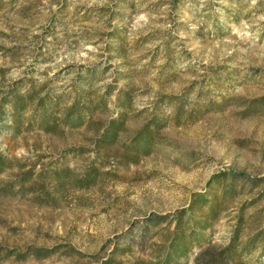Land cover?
Wrapping results in <instances>:
<instances>
[{
  "label": "rangeland",
  "instance_id": "1",
  "mask_svg": "<svg viewBox=\"0 0 264 264\" xmlns=\"http://www.w3.org/2000/svg\"><path fill=\"white\" fill-rule=\"evenodd\" d=\"M0 156V264H264V0H0Z\"/></svg>",
  "mask_w": 264,
  "mask_h": 264
},
{
  "label": "trees",
  "instance_id": "2",
  "mask_svg": "<svg viewBox=\"0 0 264 264\" xmlns=\"http://www.w3.org/2000/svg\"><path fill=\"white\" fill-rule=\"evenodd\" d=\"M5 161L6 160L0 156V175L7 169ZM18 179V194L22 192L24 182L27 179H33L31 187H35L34 185L36 183L31 170H26L24 172L20 170ZM14 189V187L7 188L4 186L1 188L5 193L13 191ZM194 199H199V197L196 196ZM198 201L200 203V207L198 208L199 215L196 216L195 211H193V200L188 210L181 211L174 217V231H172L171 238L167 245L168 252L160 264H181V261L189 255L194 247L201 249V252L196 257L197 261L200 257H210L206 259V264H244L242 261V252L236 250V245L233 242L228 244L223 250L217 251L216 253L210 252V250H213V247L209 246V242L206 238V231L211 229L213 222L218 217L216 211L217 204L215 201L206 198H200ZM156 219L161 221L165 218L159 217Z\"/></svg>",
  "mask_w": 264,
  "mask_h": 264
}]
</instances>
